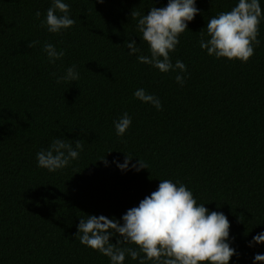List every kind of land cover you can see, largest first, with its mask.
I'll return each mask as SVG.
<instances>
[{"label":"trees","instance_id":"trees-1","mask_svg":"<svg viewBox=\"0 0 264 264\" xmlns=\"http://www.w3.org/2000/svg\"><path fill=\"white\" fill-rule=\"evenodd\" d=\"M63 2L75 24L54 34L41 27L52 0H0V264H111L80 243V218L123 223L164 179L227 217L237 253L229 264H253L264 255V243L249 246L264 232V18L246 63L217 59L200 48L201 33L206 40L208 20L238 0H196L199 12L170 53L187 71L161 73L137 60L150 51L131 12L147 15L168 0ZM132 40L140 52L129 55ZM32 41L39 43L29 48ZM45 43L64 57L49 63ZM72 66L79 80L58 84ZM141 88L161 110L134 97ZM125 112L132 123L117 136L114 122ZM56 138L73 147L81 140L83 149L49 172L38 167L37 153ZM129 154L130 166L139 159L147 169L121 171L113 163ZM124 264L138 260L126 254Z\"/></svg>","mask_w":264,"mask_h":264},{"label":"clouds","instance_id":"clouds-1","mask_svg":"<svg viewBox=\"0 0 264 264\" xmlns=\"http://www.w3.org/2000/svg\"><path fill=\"white\" fill-rule=\"evenodd\" d=\"M96 2L103 3L104 0ZM195 2L168 0L166 7H151L147 15L131 12L132 19L138 18L137 29L150 51L148 56L139 55L138 62L151 65L161 73L187 71L186 65L180 60L172 64L170 53L176 50L180 43L179 37L187 30L188 22L199 12ZM69 12V5L63 0H52L41 27L46 26L47 31L54 34L71 28L75 20ZM35 15L39 18L40 12L37 11ZM262 18L264 9L259 0H238L230 11L220 12L208 20V38L205 40L204 33H201L200 48L206 49L209 56L217 59L246 63L254 55L255 46L260 44L258 35ZM38 43L32 41L28 47ZM126 47L129 55L140 52L135 40L128 42ZM43 50L49 63L65 55L64 50H57L51 43H45ZM79 78L75 66H72L67 68L64 75L57 77L56 82L70 83ZM175 79L183 85L182 75H176ZM134 97L153 105L157 110L162 108L160 100L142 88L134 92ZM131 123V117L125 112L114 122L117 136H123ZM82 149L81 140L75 141L73 147L70 141L56 138L49 149L37 153L38 167L49 172L63 169L71 160L78 159ZM132 157L130 154L125 155L122 164L113 163L121 171L129 170L130 167L137 172L147 169V165L139 159L130 166ZM121 220L123 223L103 215L80 218L77 225L80 243L108 257L111 264H124L126 254L132 260H138V264H229L230 258L237 254L228 243L230 222L227 217L222 212H210L204 204L197 203L193 192L184 184L177 185L169 179L160 180L157 190L141 200L137 207L128 209ZM115 234L119 238L111 243L110 237ZM253 243H264V232L255 235L249 246ZM126 244L135 245L136 248L121 246ZM253 264H264V255L256 254Z\"/></svg>","mask_w":264,"mask_h":264}]
</instances>
